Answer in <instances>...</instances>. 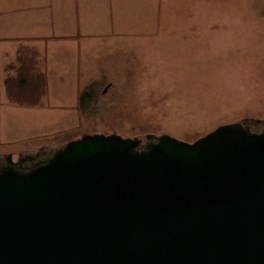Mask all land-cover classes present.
Masks as SVG:
<instances>
[{
  "label": "water",
  "instance_id": "obj_1",
  "mask_svg": "<svg viewBox=\"0 0 264 264\" xmlns=\"http://www.w3.org/2000/svg\"><path fill=\"white\" fill-rule=\"evenodd\" d=\"M0 264H264V119L1 154Z\"/></svg>",
  "mask_w": 264,
  "mask_h": 264
},
{
  "label": "rangeland",
  "instance_id": "obj_2",
  "mask_svg": "<svg viewBox=\"0 0 264 264\" xmlns=\"http://www.w3.org/2000/svg\"><path fill=\"white\" fill-rule=\"evenodd\" d=\"M148 3L120 4L134 34L85 49L80 92L99 100V117L77 101H14L21 130L0 155L15 160L87 133L192 142L223 123L264 119V0H159L157 25Z\"/></svg>",
  "mask_w": 264,
  "mask_h": 264
},
{
  "label": "crops",
  "instance_id": "obj_3",
  "mask_svg": "<svg viewBox=\"0 0 264 264\" xmlns=\"http://www.w3.org/2000/svg\"><path fill=\"white\" fill-rule=\"evenodd\" d=\"M126 1L0 0V147L21 130L14 101H79L90 42L134 34L119 9Z\"/></svg>",
  "mask_w": 264,
  "mask_h": 264
},
{
  "label": "trees",
  "instance_id": "obj_4",
  "mask_svg": "<svg viewBox=\"0 0 264 264\" xmlns=\"http://www.w3.org/2000/svg\"><path fill=\"white\" fill-rule=\"evenodd\" d=\"M99 100H95L93 98L92 93H83L81 92L79 95V101H77L78 110L80 113L86 117L96 118L100 115V108L102 107ZM147 133H143L145 135ZM138 135V134H136Z\"/></svg>",
  "mask_w": 264,
  "mask_h": 264
}]
</instances>
